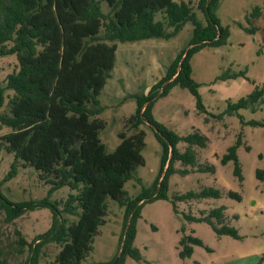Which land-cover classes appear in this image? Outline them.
I'll use <instances>...</instances> for the list:
<instances>
[{
    "label": "trees",
    "instance_id": "trees-1",
    "mask_svg": "<svg viewBox=\"0 0 264 264\" xmlns=\"http://www.w3.org/2000/svg\"><path fill=\"white\" fill-rule=\"evenodd\" d=\"M218 2L198 1L197 6L207 18L204 23L190 0H0V57L15 54L18 58V68L7 75L6 86L0 81V123L11 128L1 137L0 147L14 155L5 180L14 176L21 164L34 168L51 186L48 196L41 200L13 201L4 193L0 181V209L5 211L7 222L39 208L50 207L52 211L51 227L33 241L17 231L20 236L16 251L30 252L26 264H39L42 248L50 242L61 245L55 264H85L100 226L106 222L110 198L125 207L119 259L125 254L138 257L133 243L135 220L142 205L168 199V176L176 170L174 162L194 161L192 146L204 147L207 143V137L199 132L180 136L160 124L152 113L153 102L181 85L190 89L199 108L205 110L199 84L193 78L191 59L206 46L228 42L230 29L222 25L213 9ZM261 14L262 7L256 6L247 17L248 22ZM187 22L194 26L188 47L178 52L163 78L147 93L135 95L137 108L127 123L136 132H121V142L108 152L100 137L106 126L99 116L105 109L100 94L115 66L117 43L169 39ZM246 29L254 33L258 28ZM241 76L246 77L247 70H227L219 78ZM7 90L14 94L8 100L9 110L2 112ZM263 97L264 87H260L249 98L229 104V108L237 110ZM144 123L150 124L163 146L160 171L151 190L131 197L125 185L133 178L140 181L137 168L146 162V131L140 128ZM181 140L190 145L184 153L178 149ZM238 144L224 155V163L237 161ZM236 173L241 174L238 165ZM257 176L264 180V169H258ZM63 187L70 189L65 200L49 199L52 192ZM200 195L218 197L220 191L206 188L201 193L178 194L175 198ZM231 195L241 198L237 193ZM64 214L77 219L68 223ZM198 219L207 221L221 235L240 237L234 226L225 223L224 207ZM180 243L181 256L188 257L193 251L191 243L202 241L185 235ZM120 260L117 264L122 263ZM0 264H12L1 246Z\"/></svg>",
    "mask_w": 264,
    "mask_h": 264
},
{
    "label": "rangeland",
    "instance_id": "rangeland-1",
    "mask_svg": "<svg viewBox=\"0 0 264 264\" xmlns=\"http://www.w3.org/2000/svg\"><path fill=\"white\" fill-rule=\"evenodd\" d=\"M190 1L199 19L207 23L205 13L197 6L199 0ZM256 6L262 7V14L251 18L249 23L247 17ZM213 9L222 25L229 27L230 36L227 44L206 46L192 56L193 78L199 84L205 110L199 108L190 89L181 85L155 98L152 106L153 116L168 130L180 136L199 132L207 137L206 146H192L194 161L174 162L176 170L168 176V199L142 205L135 220L133 243L138 257L125 254L119 259L125 207L110 198L106 222L100 226L94 249L85 264H117L119 260L121 264H264V180L257 176V170L264 169V97L237 110L229 108V104L249 98L264 87V0H219ZM252 26L258 28L254 33L246 29ZM193 28L187 22L169 39L117 43L115 66L109 71L100 94L105 109L99 116L106 121L100 137L108 152H113L121 142V132L127 135L136 132L127 123L137 108L135 95L147 93L163 78L178 52L188 47ZM17 68L15 54L0 57V81L4 86L7 75ZM227 70L232 73L247 70V76L220 79ZM13 94L12 90L6 91L7 102L2 112L9 110L7 104ZM140 128L146 131L143 150L146 162L137 168L140 181L133 178L125 185L131 197L153 188L163 153V146L150 124L144 123ZM10 131L9 126L0 123V141ZM235 144H238L237 161L231 159L224 163V155ZM189 146L185 140L178 143L182 153ZM13 161L14 155L0 147V181L6 196L13 201L41 200L48 196L50 184L30 166L20 164L17 173L5 180ZM237 165L240 175L236 173ZM206 188L219 190L220 196L175 198L178 194L201 193ZM69 192V187H63L52 192L49 199L65 200ZM221 207L225 208V223L234 226L240 237L221 235L207 221L198 219ZM65 217L68 223L77 219L68 214ZM5 218V211L0 209V246L12 264H26L30 252L28 249L23 253L16 251L20 236L17 231L33 241L51 227V208L27 211L12 222ZM185 235L202 241L191 243L193 251L188 257L180 254L183 249L180 241ZM60 250L58 243L45 244L39 264H55Z\"/></svg>",
    "mask_w": 264,
    "mask_h": 264
},
{
    "label": "water",
    "instance_id": "water-1",
    "mask_svg": "<svg viewBox=\"0 0 264 264\" xmlns=\"http://www.w3.org/2000/svg\"><path fill=\"white\" fill-rule=\"evenodd\" d=\"M165 172H166V170H165ZM165 172H164V173H165ZM119 257H120V255H119Z\"/></svg>",
    "mask_w": 264,
    "mask_h": 264
}]
</instances>
